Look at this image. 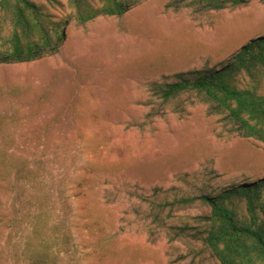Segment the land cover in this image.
<instances>
[{
    "label": "rangeland",
    "instance_id": "obj_1",
    "mask_svg": "<svg viewBox=\"0 0 264 264\" xmlns=\"http://www.w3.org/2000/svg\"><path fill=\"white\" fill-rule=\"evenodd\" d=\"M66 21L60 50L0 64V264H221L189 229L199 202L158 203L264 178V143L242 137L194 93L170 101L155 82L218 68L264 35V0L222 10L129 0L84 24L67 0H31ZM97 5L98 2L94 1ZM236 84L264 94V79ZM243 199L231 206L246 223ZM172 225V226H171Z\"/></svg>",
    "mask_w": 264,
    "mask_h": 264
},
{
    "label": "trees",
    "instance_id": "obj_2",
    "mask_svg": "<svg viewBox=\"0 0 264 264\" xmlns=\"http://www.w3.org/2000/svg\"><path fill=\"white\" fill-rule=\"evenodd\" d=\"M60 5L57 0H47ZM94 1H97L96 5ZM246 0H172L175 8L191 7L198 11L222 10ZM70 16L84 24L98 15L120 16L130 8L129 0H67ZM66 21L31 0H0V64L30 62L56 54L64 43ZM244 74L254 82L264 79V35L250 40L241 49L221 62L218 68L179 72L170 82L152 84V95L170 101L184 93H194L209 104V113L232 125L242 137L264 143V94L236 84ZM0 88V94L3 93ZM264 178L255 184L239 183L216 194L182 196L158 203L156 219L166 211L196 202L209 211L194 216L198 225L188 223L176 227L174 236L193 230L221 264H264V221L248 224L231 206L234 198L243 199L252 217L263 205ZM172 226V225H171Z\"/></svg>",
    "mask_w": 264,
    "mask_h": 264
}]
</instances>
